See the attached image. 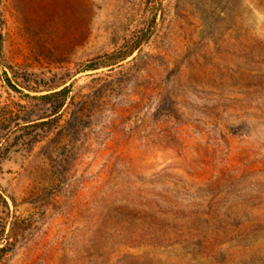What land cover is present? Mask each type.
Instances as JSON below:
<instances>
[{"label": "rangeland", "instance_id": "1", "mask_svg": "<svg viewBox=\"0 0 264 264\" xmlns=\"http://www.w3.org/2000/svg\"><path fill=\"white\" fill-rule=\"evenodd\" d=\"M0 264H264V0H0Z\"/></svg>", "mask_w": 264, "mask_h": 264}, {"label": "trees", "instance_id": "2", "mask_svg": "<svg viewBox=\"0 0 264 264\" xmlns=\"http://www.w3.org/2000/svg\"><path fill=\"white\" fill-rule=\"evenodd\" d=\"M142 40H144V39H139L135 46H131L130 48H128V50L125 49L123 52H121V53H123L122 56H121L122 59H126L128 56H130L134 52V50H136L139 47V45L142 42ZM62 92L63 93H67L68 92V88H64L62 90Z\"/></svg>", "mask_w": 264, "mask_h": 264}]
</instances>
